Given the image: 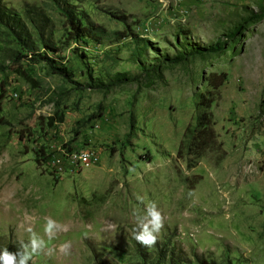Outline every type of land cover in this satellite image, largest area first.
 Wrapping results in <instances>:
<instances>
[{
    "label": "rangeland",
    "instance_id": "rangeland-1",
    "mask_svg": "<svg viewBox=\"0 0 264 264\" xmlns=\"http://www.w3.org/2000/svg\"><path fill=\"white\" fill-rule=\"evenodd\" d=\"M0 8L21 35L0 26L1 249L16 252L29 226L44 236L50 217L55 238L29 264H264V0ZM28 42L70 81L25 56ZM117 74L136 81L103 88ZM39 148L51 154L40 167ZM138 195L164 216L150 247L133 238Z\"/></svg>",
    "mask_w": 264,
    "mask_h": 264
},
{
    "label": "clouds",
    "instance_id": "clouds-1",
    "mask_svg": "<svg viewBox=\"0 0 264 264\" xmlns=\"http://www.w3.org/2000/svg\"><path fill=\"white\" fill-rule=\"evenodd\" d=\"M138 205L133 209L134 229L133 238L142 246L150 247L156 244L157 236L164 227V216L155 201H145L144 197L137 196ZM143 205V207H140ZM59 226L53 219L46 218L43 226L44 236L49 240L54 239ZM28 233V241L21 242L16 252H10L6 248L0 250V264H29L34 256L40 255L47 249L44 236L38 234L31 226L25 228ZM69 246H61L65 255L68 254ZM49 254L51 250L49 249Z\"/></svg>",
    "mask_w": 264,
    "mask_h": 264
},
{
    "label": "trees",
    "instance_id": "trees-1",
    "mask_svg": "<svg viewBox=\"0 0 264 264\" xmlns=\"http://www.w3.org/2000/svg\"><path fill=\"white\" fill-rule=\"evenodd\" d=\"M68 25L72 29V31L77 34V36L87 37V38H91V39H96L95 28H92V27L89 28V27L83 26L81 24V22L77 21L75 23L72 20H70L68 22ZM0 26H4V27L10 29L12 32H14V34L18 38L21 36L20 32H17V30L15 28V27H17V29H18V22L15 19V15L8 14L4 10H2L1 8H0ZM99 30H101V29L99 28ZM128 36L132 37V38H135L132 34H121V33L118 34L119 39L126 38ZM21 46L25 50V52H24L25 56H30V59H34L37 62H40V61L44 62L47 65L48 71H49L50 74L58 75L63 80L70 81L69 80V74L67 73L65 68L54 66L53 63H52L53 60L49 59L46 56V54H40V53L36 54L34 52V44L33 43H29L28 42V43L22 44ZM42 46L47 51L57 52V50L55 48H53L52 46H49V45L47 46L46 44H43ZM218 48H219V46H217V45L210 46V47H203V48H196L195 47V48H192L190 50L191 52H189V55L202 54L204 52L212 53V52L217 51ZM164 60H168V58L164 57L163 61ZM169 61H171V60H169ZM174 61L177 62V61H180V59L175 58ZM158 66H159V64L157 66H152V68L155 70V69H157ZM133 81H136V80L133 79V78H129V77H127L125 75H122V74H117V75H115L112 78V80H110L108 82V84L103 85V88L108 90L111 87L119 86V85L126 84V83L133 82ZM96 87L98 88V86H96ZM62 120H63V116H62L61 113L56 114V120H53V118L50 119L51 123H62ZM209 122H210V119H209ZM209 131H210V129L208 127V124L205 122L203 124L202 130H200L198 132L200 133V136H201V135H203V133L209 132ZM199 143H204V139L203 138L200 139ZM50 161H51V154L46 152L43 148H39L35 152V163H36V165L38 167L46 164L47 162L49 163ZM0 250H3V249L0 248ZM156 264H161V263H156ZM197 264H214V263H209V262H207L205 260H199Z\"/></svg>",
    "mask_w": 264,
    "mask_h": 264
},
{
    "label": "built area",
    "instance_id": "built-area-1",
    "mask_svg": "<svg viewBox=\"0 0 264 264\" xmlns=\"http://www.w3.org/2000/svg\"><path fill=\"white\" fill-rule=\"evenodd\" d=\"M72 157L79 158L83 162H87L92 158V156L89 155L88 153H81L80 155H77L76 153H74V154H72Z\"/></svg>",
    "mask_w": 264,
    "mask_h": 264
}]
</instances>
